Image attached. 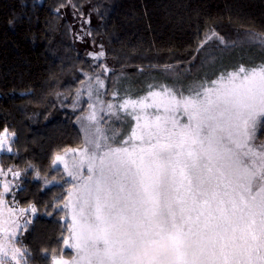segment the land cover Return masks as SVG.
Masks as SVG:
<instances>
[{
  "label": "trees",
  "instance_id": "1",
  "mask_svg": "<svg viewBox=\"0 0 264 264\" xmlns=\"http://www.w3.org/2000/svg\"><path fill=\"white\" fill-rule=\"evenodd\" d=\"M65 7L79 14L92 10L90 36L102 45L111 66L78 47ZM212 36L227 44L219 42V47ZM247 36L264 38V0H0V133L13 134L0 164L30 168L15 191L20 206L35 210L20 235L25 264H53L58 255H75L65 245L71 221L62 207L74 182L54 160L85 145L79 117L91 105L87 85L102 81L112 101L113 96L138 99L163 86L182 92L183 83L192 81L205 88L239 69L264 67V47L244 41ZM207 39H215L214 50L201 55V49L208 50L201 48ZM128 116L117 123L115 144H123L133 127ZM203 128L196 145L173 135L175 142L157 167L145 162L139 169L118 160L116 174L94 173L90 212L102 247L113 246L111 227L101 233L100 225L106 215L112 219L111 203L118 199L120 217L113 221L126 227L129 244L160 239L175 250L174 264H217V252L202 241L216 236L211 228L220 230L234 219L220 199H235L236 187L246 186L251 193L258 186L234 141L227 143L230 150L210 151L207 139L202 141ZM223 134L240 140L235 130L234 136L233 131ZM102 198L105 209H99ZM147 215L161 220L152 218L146 229Z\"/></svg>",
  "mask_w": 264,
  "mask_h": 264
},
{
  "label": "rangeland",
  "instance_id": "2",
  "mask_svg": "<svg viewBox=\"0 0 264 264\" xmlns=\"http://www.w3.org/2000/svg\"><path fill=\"white\" fill-rule=\"evenodd\" d=\"M63 13L75 29L78 47L89 50L110 65L102 45L89 33L94 22L92 10L87 8L79 14L72 7H65ZM212 37L217 39L219 47V42H225L217 36ZM208 40L201 45L208 49H201V55L214 50L210 45L214 40ZM244 41H256L264 47L261 36H247ZM199 59L196 64L201 61ZM237 73L205 88L192 81L183 83V93L163 86L138 99L123 101L117 100V96H113L112 101V95L105 94L104 83L100 80L87 85L91 105L88 112L79 117L85 145L70 148L54 160V166L61 167L74 182L69 201L67 198L62 207H66L71 221L70 237L66 238L65 245L74 250L75 255L72 258L58 255L53 264H174L175 250L160 239L149 241L144 237L146 240L129 244L126 227L113 221L120 217L118 199L111 203L116 210L112 219L106 215L100 225L101 233L111 227L113 246L102 247V237H96L97 229H93L90 212L96 187L94 176L105 178L116 174L114 164L118 160L139 169L144 168L145 162L157 167L164 162V154L175 139L196 145L198 132L204 125L202 141L207 139V149L230 150L227 143L234 141L247 164L254 169L258 188L250 193L246 186L236 187L235 199H220L226 214L234 219L226 220L220 230L211 228L216 236L202 241V246L217 252V264H264V67L253 71L239 69ZM126 115L133 119V127L123 144L118 145L113 140L117 123L123 122ZM231 124H234L237 139L240 138L238 143L232 136L223 134L233 131L234 136ZM173 135L177 138H172ZM12 137L8 129L0 133V155L11 148ZM170 138L173 140L169 141ZM217 138H223V141ZM29 169L21 171L0 164V264H25L20 235L27 222L33 220L35 210L32 206H20L15 191ZM37 174H34L35 178ZM105 200H100L99 209H105ZM152 218L161 220L156 215H147L146 229H150Z\"/></svg>",
  "mask_w": 264,
  "mask_h": 264
}]
</instances>
